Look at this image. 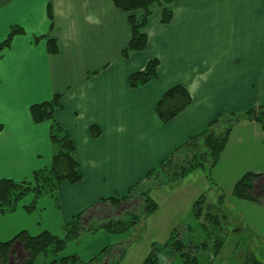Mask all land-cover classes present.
<instances>
[{
  "label": "crops",
  "instance_id": "crops-1",
  "mask_svg": "<svg viewBox=\"0 0 264 264\" xmlns=\"http://www.w3.org/2000/svg\"><path fill=\"white\" fill-rule=\"evenodd\" d=\"M128 16L112 0H0V44L13 28L22 30L0 51V180L30 182L33 172L49 166L51 122L34 124L29 108L56 95L60 108L54 121L74 143L82 177L78 184H62L53 196L39 197L30 214L24 206L32 196L13 213L0 214V243L23 231L61 238L64 221L102 198L126 193L217 114H241L264 105V0H173L171 21L161 24L160 9H154L144 29L146 48L123 58L130 37ZM46 38L56 42L54 55L46 51ZM151 60L158 62L156 79L130 88L128 77ZM174 86L184 87L192 101L162 123L155 107ZM91 127L100 130L98 137L90 135ZM246 173L264 175V130L241 121L212 170V188L201 170L178 184L153 189L150 197L157 209L140 226L120 236L84 234L60 257L77 255L87 263L103 249L123 245L118 264H127L138 254L132 250L138 240L147 250L152 243L164 244L174 229L191 227V206L206 192L213 197L222 192L224 207L237 208L263 237L264 205L231 195ZM194 175L199 180L192 183ZM262 181H256L257 188ZM147 253L138 255L136 264ZM46 263L38 258L34 264Z\"/></svg>",
  "mask_w": 264,
  "mask_h": 264
},
{
  "label": "trees",
  "instance_id": "trees-1",
  "mask_svg": "<svg viewBox=\"0 0 264 264\" xmlns=\"http://www.w3.org/2000/svg\"><path fill=\"white\" fill-rule=\"evenodd\" d=\"M112 3L115 8L129 14L130 37L121 51L123 58L129 53L141 52L146 48L147 36L144 29L154 9H160L161 24L166 25L172 19L173 0H112ZM139 11L142 13L141 17L136 19L134 13ZM47 17L51 30L53 18L50 2L47 5ZM21 33V29L13 28L6 40L0 44V51L8 47L13 36ZM46 51L50 55L57 52L54 40L46 38ZM157 67L156 60L149 61L144 69L128 77L129 87L136 89L156 79ZM191 101L184 87L174 86L165 91L156 104V116L162 123H168L183 112ZM56 108H60L58 95L49 102L32 105L29 108L34 124L51 122L49 141L53 153L50 164L33 172L30 182L0 180V214L13 213L18 204L29 194L33 199L24 206V210L30 214L34 211L39 197L53 196L60 190L62 184L75 185L81 181L79 166L73 158L75 145L64 129L54 121ZM241 121L254 122L264 130V105L253 106L241 114H217L203 132L175 148L126 193L102 198L64 221L61 238L47 231H42L36 236L23 231L8 242L0 243V264H34L38 258L47 260L46 264H104L106 259H110L109 264H118L125 251L123 245L107 247L87 263H83L77 255L68 257H60V255L68 244L78 241L84 234L101 231L120 236L137 228L157 209L156 203L150 197L153 189L165 184H178L196 170L204 172L212 188L214 186L211 180L212 170L224 151L230 132ZM90 135L98 137L100 130L91 127ZM258 179H263L260 184L261 196L256 195ZM231 195L238 200L264 205V175L244 174L235 183ZM224 200L225 196L222 192L216 197L202 194L191 206V217L199 222L206 236L205 242L195 245L191 240L186 241L185 234L192 232L189 226L182 231L174 229L164 244L150 245L149 252L141 264H199L197 254L200 250L211 252L213 257L217 256L230 232L228 224L231 221L222 213L225 208ZM242 264L262 263L247 252Z\"/></svg>",
  "mask_w": 264,
  "mask_h": 264
},
{
  "label": "rangeland",
  "instance_id": "rangeland-1",
  "mask_svg": "<svg viewBox=\"0 0 264 264\" xmlns=\"http://www.w3.org/2000/svg\"><path fill=\"white\" fill-rule=\"evenodd\" d=\"M196 171H201V170H196ZM197 176L198 175H194L190 179L192 183L197 182L199 180ZM220 193L221 192L217 194ZM205 194L210 196L212 192H206ZM256 195L261 196L260 188L257 189ZM29 196L31 195L29 194L25 196L24 199L29 198ZM222 213L230 219L231 223L228 224V228L230 232L226 237L221 252L217 256L213 257L211 252H205L201 250L198 251L197 255H198L199 264H242L247 252L251 253L257 261L264 264V238H263L264 236L261 237V235L258 232L251 230V228L247 224L248 222H246V220H242L241 217L239 216L238 214L239 211L237 210V208L235 207L233 208L232 206L229 207L227 206L223 208ZM188 223L191 226L190 229L192 230V232L185 234L184 239L186 241L191 240V242L195 245H200L202 242H205L206 236L202 228H200L199 222L191 218L190 222L188 219ZM181 227L182 226H180V228ZM186 227L188 226H184L183 228ZM180 228H178L177 230L182 231L183 229ZM149 236L150 235L148 233V237ZM137 243L139 244V246L138 247L133 246L132 250H138V254L135 255L134 258L129 259L127 264H136L135 258H137L138 255H140L143 251L149 252L150 246L146 250L145 248L146 244L144 242L143 244H141V241L138 240Z\"/></svg>",
  "mask_w": 264,
  "mask_h": 264
}]
</instances>
